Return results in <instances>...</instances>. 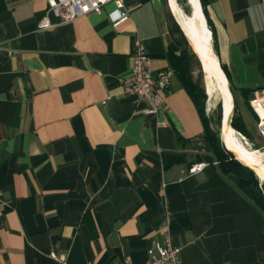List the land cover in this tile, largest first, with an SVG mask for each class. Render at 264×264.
I'll list each match as a JSON object with an SVG mask.
<instances>
[{"label":"crops","instance_id":"obj_1","mask_svg":"<svg viewBox=\"0 0 264 264\" xmlns=\"http://www.w3.org/2000/svg\"><path fill=\"white\" fill-rule=\"evenodd\" d=\"M206 1L219 64L264 97V3ZM123 6L116 25L113 3L59 23L46 0H0V264H143L165 234L182 264H264L258 189L218 170L180 81L167 0ZM45 17L53 26L40 28ZM136 40L155 72L171 71L158 113L122 91Z\"/></svg>","mask_w":264,"mask_h":264},{"label":"built area","instance_id":"obj_2","mask_svg":"<svg viewBox=\"0 0 264 264\" xmlns=\"http://www.w3.org/2000/svg\"><path fill=\"white\" fill-rule=\"evenodd\" d=\"M264 3V0H261ZM47 13L58 18L59 23H68L77 17L90 13L99 14L105 5L113 3L118 16L110 17L113 25L127 19L124 11L123 0H46ZM53 26L45 17L39 23L40 28ZM171 71L161 69L154 71L151 66V59L146 53L144 46L139 40L134 43L132 55V67L129 72L121 78L123 93L132 98L135 103L146 105L145 113H158L167 108L166 93L169 87ZM249 105L257 117V129L264 138V97L261 94L255 95ZM263 110V114L259 112ZM204 167L203 163L192 165L189 169L191 174L200 172ZM57 259L54 253L50 255ZM87 264H94L89 262ZM118 264H133L124 259ZM143 264H182L180 249L172 247L169 235L165 234L162 241L154 242L147 249V260Z\"/></svg>","mask_w":264,"mask_h":264},{"label":"trees","instance_id":"obj_3","mask_svg":"<svg viewBox=\"0 0 264 264\" xmlns=\"http://www.w3.org/2000/svg\"><path fill=\"white\" fill-rule=\"evenodd\" d=\"M203 15L205 16L207 23V1L199 0ZM178 2V0H177ZM179 4V2H178ZM185 13H188V10H184ZM210 26V25H208ZM170 33L173 37V49L182 48L178 56L179 61L185 68L184 74L180 77L182 86L187 91L191 100L193 101L203 124V136L214 156L215 162L217 164L218 170L223 175H237L247 178L256 188H259V181L255 173L237 161L233 154L227 151L223 144L220 141L219 129L221 124V104L220 102L217 105V116L212 117V115H206V94L204 90L200 87L199 83L196 82L192 77V65L193 60L196 59V55L190 50L189 44L182 34L179 26L172 21L170 25ZM213 34V33H212ZM214 50V45H213ZM215 51V50H214ZM197 63L199 61H196ZM221 69L223 70L229 84V89L233 97L234 109L233 116L231 120V127L239 132L242 136L247 138V130L244 124L242 116L239 114L237 109L238 97L240 96L244 101L245 105L249 106V101L253 98L250 94V91L247 89H237L233 86L231 82L230 73L227 68L220 64ZM214 115V114H213ZM213 126H217L218 129H215ZM256 149V148H255ZM264 186V183H262ZM254 203L258 209L264 214V195L260 192L254 198Z\"/></svg>","mask_w":264,"mask_h":264},{"label":"bare ground","instance_id":"obj_4","mask_svg":"<svg viewBox=\"0 0 264 264\" xmlns=\"http://www.w3.org/2000/svg\"><path fill=\"white\" fill-rule=\"evenodd\" d=\"M167 2L174 19L178 21L187 36L191 44L190 48L198 52L204 61L206 91L209 99L211 100L217 95L220 103L222 98L225 101V118L221 131L222 140L238 161L250 167L256 173L258 181L264 183V152L251 148L250 142L231 127L232 94L229 90L228 80L211 48L210 31L206 26L199 0H187L190 7H193L192 15L191 12L187 15L177 0H167ZM259 112L263 114V110L259 109Z\"/></svg>","mask_w":264,"mask_h":264},{"label":"rangeland","instance_id":"obj_5","mask_svg":"<svg viewBox=\"0 0 264 264\" xmlns=\"http://www.w3.org/2000/svg\"><path fill=\"white\" fill-rule=\"evenodd\" d=\"M178 2H179V5L181 6V8L183 9V11L185 9H187L188 12H189V14H190L191 7L188 4L187 0H178ZM186 14L188 15V13H186ZM189 48H190V46H189ZM190 50L193 52V50L191 48H190ZM196 61H198V60H193L192 77H193V79L196 82L199 83L200 87L204 90V92L206 94V106H207V109H208L207 110L208 111L207 112L208 115L209 116L212 115V117H216L217 116V105L220 102L219 97L216 95L211 100L209 99V96H208L207 91H206V89H207V82H206V78H205L204 72L202 71V68L200 66V63L199 62L197 63ZM243 105H245V103L242 100V98L239 96L238 97L237 109H238V112H239L240 115H241L240 108L241 107L244 108ZM233 109H234V103H233ZM245 126H246V130H247V138L250 141V143L251 142L253 143V145H251V148H253L254 146H258L259 144H261V137L259 136V134H258L255 126L254 125L253 126H248V124H246ZM213 127L215 129H218L217 126H213ZM219 137H220V129H219ZM220 141H221V139H220ZM262 183L263 182L259 181V186L260 187L257 188V189H258V194L260 192L262 195H264V186H262Z\"/></svg>","mask_w":264,"mask_h":264},{"label":"water","instance_id":"obj_6","mask_svg":"<svg viewBox=\"0 0 264 264\" xmlns=\"http://www.w3.org/2000/svg\"><path fill=\"white\" fill-rule=\"evenodd\" d=\"M191 9H192V11H191V15H192L193 7H192ZM175 21H176V20H175ZM176 23H177V25L179 26V28H180L182 34H183L184 37L186 38V40H187L189 46H191V44H190V42H189L187 36H186L185 33L183 32V30H182L180 24L178 23V21H176ZM193 53L196 55V57H197V59H198V61H199V63H200V66H201V68H202V71L204 72V66H203L204 61H203V59L201 58V55H200L198 52H196V51H193ZM229 90H230V89H229ZM232 99H233V97H232ZM220 104H221L220 139H221V142H222L224 148H225L227 151L231 152V151L226 147L225 142L222 140V132H221V131H222L223 122H224V118H225V101H224L223 98H222V102H221ZM232 115H233V107H232V114H231V116H230V123H231ZM231 153H232V152H231ZM232 154H233V153H232ZM233 155H234V154H233ZM234 158L238 161V159L236 158L235 155H234ZM239 162H240V161H239ZM240 163H241V162H240ZM241 164H243V163H241ZM243 165H244V164H243ZM244 166H246L247 168H249L250 170H252V169H251L250 167H248L247 165H244ZM252 171H253V170H252ZM253 172H254V171H253ZM254 173H255V172H254ZM255 175H256V173H255Z\"/></svg>","mask_w":264,"mask_h":264}]
</instances>
